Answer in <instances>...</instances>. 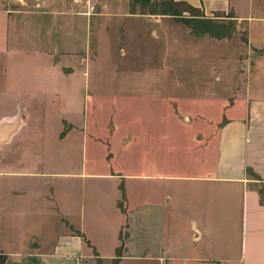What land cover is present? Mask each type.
I'll use <instances>...</instances> for the list:
<instances>
[{
  "label": "crops",
  "instance_id": "0c3cea01",
  "mask_svg": "<svg viewBox=\"0 0 264 264\" xmlns=\"http://www.w3.org/2000/svg\"><path fill=\"white\" fill-rule=\"evenodd\" d=\"M187 1L204 13L230 6L229 0ZM51 12L13 11L0 0V125L17 121L11 134L0 130V150L20 135L25 139L29 122L19 110L34 99L24 81L40 75L35 61L44 76L57 57L71 54L65 49L57 54ZM248 43L253 45L249 35ZM255 58L248 77L264 54ZM247 69L241 73L245 86L220 105V116L173 118L179 132H161L158 150L146 152L142 170L65 173L80 185L71 188L75 201L53 210L61 229L50 242L37 240L31 226L21 231L25 238L18 246L0 242L4 264H112L121 232L119 264H264V96L251 94ZM49 174L55 173L0 168V227L6 204L12 211L6 219L33 221L22 211L25 199L41 188L53 189Z\"/></svg>",
  "mask_w": 264,
  "mask_h": 264
},
{
  "label": "rangeland",
  "instance_id": "374dc122",
  "mask_svg": "<svg viewBox=\"0 0 264 264\" xmlns=\"http://www.w3.org/2000/svg\"><path fill=\"white\" fill-rule=\"evenodd\" d=\"M4 1L13 11L50 9L57 54L71 51L57 57L44 76L35 61L40 75L24 81L25 93L32 91L34 99L19 110L29 122L25 139L20 135L0 150V168L55 173L47 177L52 190L41 188L25 199L22 211L32 214L33 221L6 219L12 211L10 204L4 206L0 242L12 248L22 243L27 226L34 227L41 243L61 229L53 210L75 201L71 188L80 185L65 173L142 170L146 152L158 150L161 132H179L173 118L220 116V105L233 99L240 84L245 86L243 69L257 63L256 54H264V0H229L226 10L210 13L192 4L203 13L198 17L186 10L130 12V0ZM218 22L230 27V36L208 30ZM247 81L252 95L264 96V58Z\"/></svg>",
  "mask_w": 264,
  "mask_h": 264
},
{
  "label": "trees",
  "instance_id": "16d2710c",
  "mask_svg": "<svg viewBox=\"0 0 264 264\" xmlns=\"http://www.w3.org/2000/svg\"><path fill=\"white\" fill-rule=\"evenodd\" d=\"M139 9L143 13H160V14H177L182 11H189L191 15L196 17L201 16L203 13L200 12L198 8L192 5L187 0H130V12H135ZM229 17H234V14H227ZM236 17V16H235ZM230 28V27H229ZM225 28L221 23H213L212 27L208 30L217 35L218 37L230 36L232 30ZM81 236H83L81 234ZM120 243L115 250V257L112 260V264H119V259L121 256V250L123 245V234L119 235ZM87 241V240H86ZM6 260V255L0 253V264H4ZM97 264H102L100 260H97Z\"/></svg>",
  "mask_w": 264,
  "mask_h": 264
},
{
  "label": "water",
  "instance_id": "95a60500",
  "mask_svg": "<svg viewBox=\"0 0 264 264\" xmlns=\"http://www.w3.org/2000/svg\"><path fill=\"white\" fill-rule=\"evenodd\" d=\"M16 126H17V121H13V122H9V123H3L2 125H0V130L5 135H9L15 131Z\"/></svg>",
  "mask_w": 264,
  "mask_h": 264
}]
</instances>
